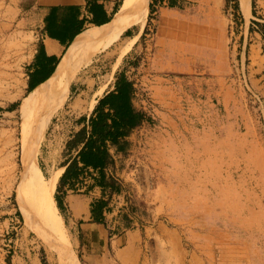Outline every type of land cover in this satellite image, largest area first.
<instances>
[{
	"label": "rangeland",
	"instance_id": "374dc122",
	"mask_svg": "<svg viewBox=\"0 0 264 264\" xmlns=\"http://www.w3.org/2000/svg\"><path fill=\"white\" fill-rule=\"evenodd\" d=\"M28 1L0 0V264H87L49 177L63 169L75 120L118 72L150 121L100 174L120 184L114 205L132 223L164 228L145 264H264V0L254 13L251 0L237 10L235 0H186L192 15L178 14L162 36L149 0L143 27L122 0L115 30L66 55L63 76L32 96ZM182 46L175 69L168 59Z\"/></svg>",
	"mask_w": 264,
	"mask_h": 264
},
{
	"label": "crops",
	"instance_id": "0c3cea01",
	"mask_svg": "<svg viewBox=\"0 0 264 264\" xmlns=\"http://www.w3.org/2000/svg\"><path fill=\"white\" fill-rule=\"evenodd\" d=\"M121 2L122 0H29L25 10L30 13L36 29V38L32 45V57L27 67L26 81L31 79L35 83L47 76H49L47 79L53 76L57 79L61 78L67 63L64 62L66 64L61 67L60 64L68 54L76 36L84 32L96 31L99 26L111 24ZM178 14L192 15L191 7L180 11L161 6L156 10L154 19L161 36L166 24L172 23L177 27L179 21L177 22L175 18ZM174 37L178 38V35L174 34ZM80 46L81 44L72 51H78ZM177 49L176 52L171 51V57L168 59L175 69L186 61L184 47ZM173 52L176 54L174 55ZM133 85L135 86L134 83ZM112 88L113 86L104 94ZM90 112L86 115L89 116ZM108 149L114 156L115 146L109 145ZM79 165L82 171L75 179L74 188L66 189V185L63 186L59 191V198L64 206L63 220L76 237L79 251L86 259V263L145 264L148 260L145 254L146 244L151 247L156 239L163 238L164 228L157 224L142 230L136 223L129 228H123V221L118 215L120 209L114 205L116 202L114 199L118 196L114 195L108 203L111 209L103 211L104 221H97L92 216L91 207L97 199L107 198L108 187L105 186L104 177H101L99 170L91 167L83 168L80 163Z\"/></svg>",
	"mask_w": 264,
	"mask_h": 264
},
{
	"label": "trees",
	"instance_id": "16d2710c",
	"mask_svg": "<svg viewBox=\"0 0 264 264\" xmlns=\"http://www.w3.org/2000/svg\"><path fill=\"white\" fill-rule=\"evenodd\" d=\"M186 0H149V20L156 10L161 7H168L180 11L185 10L183 3ZM255 1L251 0V9L254 13ZM234 7L238 9V1L235 0ZM261 33L264 36V24ZM251 31L252 28L250 27ZM131 31L127 30L124 35H128ZM49 77V76H47ZM46 78L37 80L35 83L28 81V91L34 89L36 85L45 81ZM136 90L131 80L127 78L124 72H118L115 76L113 88L98 98L93 106L89 116L80 115L76 120L77 128L73 130L68 138L64 141L61 152L62 162L60 167H65L59 176L54 198L60 214L64 217V206L59 198V191L66 185V189H73L75 179L83 168L91 167L103 173L105 167H113L115 158L110 153L108 146L113 145L123 155L128 149V133L140 126L143 122L150 121V117L140 109H137L133 103ZM19 102L13 103L9 109H14ZM108 196L107 198H99L93 202L91 207L92 216L99 222L104 221L103 211L111 209L108 206L109 199L112 196L121 194L120 184L113 175L108 176L107 181ZM65 189V190H66ZM64 190V192H65ZM118 215L123 221V228L132 226L129 215L122 210ZM9 263V262H8Z\"/></svg>",
	"mask_w": 264,
	"mask_h": 264
},
{
	"label": "bare ground",
	"instance_id": "6f19581e",
	"mask_svg": "<svg viewBox=\"0 0 264 264\" xmlns=\"http://www.w3.org/2000/svg\"><path fill=\"white\" fill-rule=\"evenodd\" d=\"M240 1V5L242 8H244V6L246 5V2L247 0H239ZM147 2L148 0H133V13L130 17L131 21H130V24H135L137 26H140V27H143L144 23H145V20H146V14H147ZM115 19V18H114ZM116 28V25L114 23H111L110 25H105V26H101L99 27L98 29H96V31H93V32H89V33H82V34H79L78 36H76V38L73 40V43L70 47V50L68 52L71 53L73 52L72 50L75 48V47H78V45H82L84 42L87 41L88 38H95L97 36H104V35H107L108 33L114 31ZM67 54V55H68ZM72 54V53H71ZM70 57V56H69ZM68 58V57H67ZM66 58V59H67ZM68 60V59H67ZM65 59L62 60L61 64H60V67L63 66L65 61H67ZM85 76V75H84ZM55 79L56 76H53L47 80H45L44 82H42L41 84L37 85L34 89H32L30 92H29V96H32V95H35L37 94V92L41 89H43L45 86H48L50 84H54L55 83ZM78 80H76L74 82V84L77 82ZM108 83V82H107ZM96 102V101H94ZM94 102L91 103V109L93 108L94 106ZM61 170H59L58 172H56V175H51L49 177V183H54L55 181H57L58 177L60 176L61 174Z\"/></svg>",
	"mask_w": 264,
	"mask_h": 264
}]
</instances>
